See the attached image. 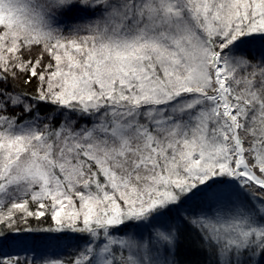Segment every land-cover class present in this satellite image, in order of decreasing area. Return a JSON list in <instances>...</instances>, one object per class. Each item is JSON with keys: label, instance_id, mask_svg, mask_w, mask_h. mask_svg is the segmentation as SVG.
Instances as JSON below:
<instances>
[{"label": "snow or ice", "instance_id": "snow-or-ice-1", "mask_svg": "<svg viewBox=\"0 0 264 264\" xmlns=\"http://www.w3.org/2000/svg\"><path fill=\"white\" fill-rule=\"evenodd\" d=\"M0 264H264V0H0Z\"/></svg>", "mask_w": 264, "mask_h": 264}]
</instances>
